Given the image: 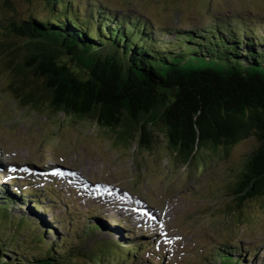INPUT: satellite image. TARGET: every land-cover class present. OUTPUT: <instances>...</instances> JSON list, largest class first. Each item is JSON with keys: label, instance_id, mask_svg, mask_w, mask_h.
Wrapping results in <instances>:
<instances>
[{"label": "trees", "instance_id": "1", "mask_svg": "<svg viewBox=\"0 0 264 264\" xmlns=\"http://www.w3.org/2000/svg\"><path fill=\"white\" fill-rule=\"evenodd\" d=\"M65 1L42 0L45 12L0 23L2 51L21 40L26 54L18 70L37 84L33 92L22 84L12 91L26 111L90 122L137 150L164 148L193 171L223 162L251 140L226 187L237 208L264 198V40L195 31L183 50L164 53L146 26L134 31L118 22L112 29L102 16L95 24L68 13ZM8 208L0 206V264H68L76 255L51 240L46 247L36 223ZM38 243L45 252L24 253Z\"/></svg>", "mask_w": 264, "mask_h": 264}, {"label": "rangeland", "instance_id": "2", "mask_svg": "<svg viewBox=\"0 0 264 264\" xmlns=\"http://www.w3.org/2000/svg\"><path fill=\"white\" fill-rule=\"evenodd\" d=\"M41 1L0 0V20L3 23L11 17L15 18V16L16 18H27L31 15H39V12H45ZM75 1L82 11L86 7H90V9L96 8V12L102 11L110 16L119 13L121 18H123L122 13L129 12L146 16L154 23L156 22V28L166 30L167 34H164L162 38L168 46H171L175 39L172 32L178 29L187 30L206 26L209 24L208 19L220 24L222 21L215 20L219 11L222 16H240L250 10L254 15L253 21L264 20V0ZM151 20L148 22L153 23ZM1 32L0 28V144L5 147L4 151L7 149L8 153L5 154L9 156L10 162L15 163L16 160L23 162V158L22 161L19 159L21 154L28 156L26 158L31 161L30 156L35 154L31 163L36 164L39 163L41 156L40 153H37V148L39 150L42 147L43 152H47L50 158L58 157L55 150L59 149L61 150L59 155L68 158L66 164H70V167L76 172L82 170L89 179L93 178L95 181L117 185L124 192L131 191L137 196L145 198L151 206L153 205L162 214H168L164 210L168 207L172 210L171 216L167 220H165L164 215L159 216L158 212L150 211L152 221L148 219L149 215L146 213L147 218L139 219V224L134 217L131 218L123 213L107 214L102 209H96L94 205H87V202L84 205L82 201L77 199L79 192L75 194L73 189H65L69 195L64 194L59 189L64 205L59 202L44 204L46 201L42 203L44 207L41 206L38 209H35L31 203H28L29 205L26 207L23 203L18 205L24 209V212L29 213V218L33 219L38 215L37 217L48 219L51 222L54 228L52 226H47V228L54 229V232L48 230L43 232L41 226L39 227L40 230L35 227L37 233L38 231L44 233L46 238L44 245L46 247L49 246L50 240L51 242L59 241L60 236L67 231V234L74 235L73 238L78 237L81 240L76 242L73 239L67 246H74L76 248L74 252H77L76 255L73 254L69 257L68 264H94L99 258H101L99 264L120 262L114 246L115 253L112 256L109 255V248H100L99 244L101 245L103 242L99 240L101 235H97L98 237L96 235V237L82 235L85 232V227L89 224V218H91L88 213L98 212L104 221L111 222L113 225L121 223L123 227V230H119L118 234L110 236V240L123 241L120 234L130 235V237L133 235L152 236V248L145 249L142 259H139L138 262L136 257H129L133 260L132 264H201L206 262L199 256L203 252L205 253L204 256L207 252L211 255L223 254L222 248L226 246L232 249L236 248L235 245H240L243 250L240 251L243 256L241 264H264V198L245 202L237 208L231 201L230 193L225 186L232 180L243 156L253 147V141L249 140L239 144L226 160L219 163L218 166L209 167L207 171L202 173V175L211 176L215 179L214 183L211 184L205 176L199 177V173L195 175L197 178L193 179L192 168L194 165L190 166V169L180 165L168 156L164 148L154 151L137 150L134 145H127L114 136L94 128L90 122L73 121L61 115L46 117L39 113L28 112L26 108L21 106L16 94L12 92L17 87H22L21 84L29 87L27 92H33L37 86V84L32 83L31 75L18 70V67L24 64L23 56L26 54V49L22 47V41L19 40L13 41L12 44L7 43L6 52H3V44L7 41ZM261 33L264 35V29L261 30ZM174 48L183 50L184 46L182 44ZM27 80L30 83H27ZM36 90L38 89L36 88ZM36 90L35 93L38 94ZM24 91L25 88L21 92ZM59 122L61 126H55ZM11 139L16 141L14 147H21L20 150H13L11 145L7 146L8 141L12 142ZM156 141L158 147H163V142L159 137ZM29 168L33 167L24 164L22 166L26 172ZM11 172L14 173V171ZM12 173L8 174L5 181L13 179ZM66 176L72 179V184L75 183L77 188L81 187L82 184L77 178H72L66 173L59 174L58 179L69 181ZM2 185L5 184L2 183ZM103 189L86 188L83 189L82 194L87 197ZM0 192H2L1 189ZM40 196L43 197L44 195L41 194ZM109 196H114L115 199L110 200ZM116 197L119 198L118 201H116ZM123 197L122 191L111 186L106 189L104 194H100L98 199L103 201L105 205H114L118 211L127 210L128 212L133 207L138 209V204L135 206L133 202H126ZM134 200L136 201V199ZM123 203L126 208L122 205ZM66 205H69L73 210V214L70 216L66 215ZM30 207L39 211L30 210ZM46 207L48 211L43 214L42 212L46 210ZM75 207H78L79 210L76 211ZM17 210V205H12L11 213L18 215ZM136 215L138 216V213ZM55 216L62 222L56 220ZM69 217L74 220V223L70 224ZM103 220L100 221L103 222ZM158 221L161 222L154 229L150 224H143L147 222L155 225ZM220 224L222 227L219 226ZM24 225L28 226L26 227L28 230L31 229L29 225ZM211 227L218 233L213 231ZM20 233L27 235L28 232L24 229ZM55 235H57V239ZM124 242L126 243L128 240ZM44 245L38 243L33 250L31 247L24 248V253L28 256H34L38 254V250L45 252L46 247ZM244 250H247L245 254ZM252 252L256 253L254 257ZM150 254H154L153 260L155 261L149 259ZM237 254L239 253L237 252ZM216 260L222 264H236V262L223 257H218ZM120 264L125 263L121 262Z\"/></svg>", "mask_w": 264, "mask_h": 264}, {"label": "bare ground", "instance_id": "3", "mask_svg": "<svg viewBox=\"0 0 264 264\" xmlns=\"http://www.w3.org/2000/svg\"><path fill=\"white\" fill-rule=\"evenodd\" d=\"M58 175H59V173H57ZM62 176V175H61ZM65 176V175H64ZM67 178H68V176H66ZM68 180L70 181V182H72V179L71 178H68ZM75 186H76V184L75 183H73ZM109 199L110 200H114L115 199V197L114 196H109ZM119 200V198H117L116 197V201H118ZM124 207L126 206L124 203L122 204ZM126 208V207H125ZM124 211H127V210H124Z\"/></svg>", "mask_w": 264, "mask_h": 264}]
</instances>
